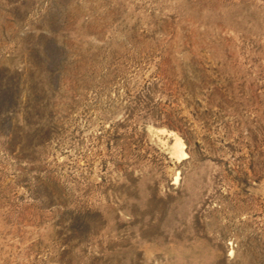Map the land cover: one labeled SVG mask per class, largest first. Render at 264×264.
Segmentation results:
<instances>
[{
  "label": "rangeland",
  "instance_id": "374dc122",
  "mask_svg": "<svg viewBox=\"0 0 264 264\" xmlns=\"http://www.w3.org/2000/svg\"><path fill=\"white\" fill-rule=\"evenodd\" d=\"M0 264H264V0H0Z\"/></svg>",
  "mask_w": 264,
  "mask_h": 264
}]
</instances>
